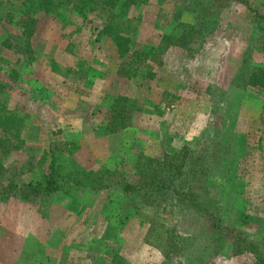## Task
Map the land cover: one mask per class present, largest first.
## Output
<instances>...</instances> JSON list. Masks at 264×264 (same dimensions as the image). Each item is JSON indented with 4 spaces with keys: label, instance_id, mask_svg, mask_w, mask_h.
<instances>
[{
    "label": "rangeland",
    "instance_id": "obj_1",
    "mask_svg": "<svg viewBox=\"0 0 264 264\" xmlns=\"http://www.w3.org/2000/svg\"><path fill=\"white\" fill-rule=\"evenodd\" d=\"M247 1L264 13V0ZM19 8L20 0H0V103L21 117L25 144L0 153V182H26L50 161L61 177L109 170L135 181L142 156L187 146L195 177L184 187L223 225L236 220L264 257V93L241 79L264 67V32L247 7L232 0L185 49L165 40L179 20L193 22L181 0H123L118 14L137 25L133 48L162 47L151 76L133 80L117 75L97 11L38 13L27 49L14 23ZM115 105L130 121L110 132ZM231 245L191 201L144 205L117 185L0 200V264H254Z\"/></svg>",
    "mask_w": 264,
    "mask_h": 264
},
{
    "label": "trees",
    "instance_id": "obj_2",
    "mask_svg": "<svg viewBox=\"0 0 264 264\" xmlns=\"http://www.w3.org/2000/svg\"><path fill=\"white\" fill-rule=\"evenodd\" d=\"M122 1L20 0L19 16L14 20V23L20 26L24 45L27 49H30L29 40L34 33L38 13L44 12L57 15V11L61 7H71L82 15L97 11L101 14L102 19L99 31L110 40V57L118 62L117 75L126 80L146 79L151 76L153 63H156L155 57L162 51V47H153L148 51L133 48L132 40L137 25L133 24V19L121 18L118 14L117 9ZM231 1L181 0L182 8L194 14L192 16L193 22L190 24L179 20V33L176 36H165L166 42L185 49H188L192 43L202 42L204 36L213 30L210 25H217L221 11ZM238 1L247 7L251 19L259 25V30L264 32V13L251 8L247 0ZM241 77L243 87L249 85L264 93V67L251 66L243 71ZM118 100L121 101V98ZM122 100L126 101L125 98ZM114 103L116 104V102ZM111 106L109 111H113L114 116L109 113L108 130L112 132L127 127L130 118L126 116L125 109L118 110L115 109L117 105ZM24 144L21 117L0 103V153L7 156L12 151L20 150ZM194 161H196L194 151L192 152V149L187 146L173 154L162 153L152 157L142 156L140 162L135 166V181L129 180L126 176L115 179L112 176L113 173L109 170L104 175H102L103 173L89 172L82 173L81 177L75 173H69L61 177L55 169L54 161H50L44 171L26 182H18L12 179L0 182V200L18 197L26 201L49 196L59 191L66 192L78 188L102 190L113 185H117L125 196H138L144 205L156 202L160 198H169L172 202L189 200L193 203V207L199 212V215L209 222V226L214 230V233L230 239L234 253L248 251L255 257L254 264H264V257L259 254L256 246L252 242L246 243L245 239L242 238L243 234L238 230L236 220L233 221V224L236 225H223V219L219 216L218 211L199 206L196 195L190 190L191 187H184L188 180L195 177Z\"/></svg>",
    "mask_w": 264,
    "mask_h": 264
}]
</instances>
